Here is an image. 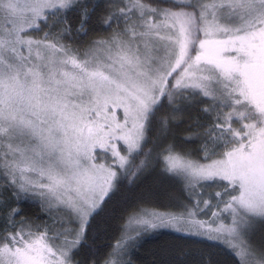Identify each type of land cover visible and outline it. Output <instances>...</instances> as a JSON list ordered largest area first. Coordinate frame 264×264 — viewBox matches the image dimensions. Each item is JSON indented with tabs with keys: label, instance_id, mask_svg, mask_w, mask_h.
<instances>
[{
	"label": "snow or ice",
	"instance_id": "1",
	"mask_svg": "<svg viewBox=\"0 0 264 264\" xmlns=\"http://www.w3.org/2000/svg\"><path fill=\"white\" fill-rule=\"evenodd\" d=\"M149 170L183 199L124 208L94 258ZM161 230L264 264V0H0V264H134Z\"/></svg>",
	"mask_w": 264,
	"mask_h": 264
},
{
	"label": "trees",
	"instance_id": "2",
	"mask_svg": "<svg viewBox=\"0 0 264 264\" xmlns=\"http://www.w3.org/2000/svg\"><path fill=\"white\" fill-rule=\"evenodd\" d=\"M103 10L97 13L102 15ZM75 23V21H73ZM94 31L85 39V43L95 39L98 35H107V32L98 23L93 22ZM188 117L178 118V123L172 127L173 137H183L186 135ZM194 147L195 145H191ZM153 147V145H149ZM147 198L151 201L152 207L160 211L173 207L176 199H183V194L179 187L164 181L158 170H149L142 175L134 184L126 181L122 187L121 195L112 206L114 209L112 218L104 228L96 234V238L90 241L93 249L97 253L94 258L102 259L109 252L110 245L114 244L120 236V228L124 223L121 219L126 216L123 210L129 205H135L137 201ZM127 200V204H124ZM26 217L32 219L45 220L47 217L41 211L39 202L29 199L20 204ZM183 253L181 259L186 264H207L210 260L213 264H235L236 258L231 254L226 245L213 241L201 242L199 238H190L180 233L161 230L157 233L146 235L140 239L131 259L134 264H177L178 253Z\"/></svg>",
	"mask_w": 264,
	"mask_h": 264
},
{
	"label": "rangeland",
	"instance_id": "3",
	"mask_svg": "<svg viewBox=\"0 0 264 264\" xmlns=\"http://www.w3.org/2000/svg\"><path fill=\"white\" fill-rule=\"evenodd\" d=\"M99 36H104V34H102V35H98L96 38H98Z\"/></svg>",
	"mask_w": 264,
	"mask_h": 264
}]
</instances>
